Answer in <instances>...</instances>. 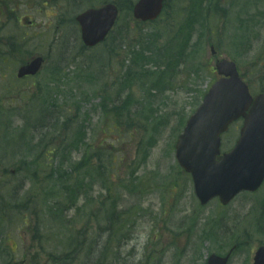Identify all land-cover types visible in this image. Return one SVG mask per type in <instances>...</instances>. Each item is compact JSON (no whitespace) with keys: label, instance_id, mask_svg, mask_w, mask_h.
<instances>
[{"label":"rangeland","instance_id":"obj_1","mask_svg":"<svg viewBox=\"0 0 264 264\" xmlns=\"http://www.w3.org/2000/svg\"><path fill=\"white\" fill-rule=\"evenodd\" d=\"M136 1L0 0V57L5 54L11 63L0 71L9 78L0 80V203L9 202L7 193L15 191L13 201H25L28 209L26 225L19 222L0 236L7 238L9 250L16 246L31 259L36 255L33 261L42 251L65 253L69 238L82 227L85 258L72 256V264H206L209 254L227 253L234 244L239 247L230 264H252L264 245V187L225 210L215 202L201 207L191 177L177 164L174 145L213 80V71H204L199 60L213 68L220 58L235 59L252 92L264 91V0H215V5L167 0L158 22L130 33L159 38L167 46L160 51L163 58L147 68L134 65V56L124 50L105 63L98 59V47L83 50L78 13L118 2L124 23L133 18L128 8ZM181 31L191 39L188 53L179 38L173 40ZM55 38L50 64L67 66H49L32 82L11 76L21 51L12 44H24L29 57L47 53ZM68 47L75 49V58L66 56ZM183 55L193 65L184 68L178 57ZM156 65L165 71L157 72L163 69ZM54 98L71 101L73 127L65 137L73 139L46 158L44 144L39 156L34 122ZM51 118L48 114L43 122ZM50 130L43 132L44 140L59 137L60 125ZM31 170H43V180L35 184ZM75 202L77 207L66 209Z\"/></svg>","mask_w":264,"mask_h":264},{"label":"water","instance_id":"obj_2","mask_svg":"<svg viewBox=\"0 0 264 264\" xmlns=\"http://www.w3.org/2000/svg\"><path fill=\"white\" fill-rule=\"evenodd\" d=\"M162 3L163 0H140L134 8L135 16L145 20L155 18L162 11ZM118 10L115 5L107 4L106 7L80 15L78 20L82 23L85 43L95 45L97 41L104 39L116 21ZM34 66L35 64L22 71L29 72ZM218 68L229 78H221L213 86L203 106L189 120L178 144L180 161L189 171H193L195 178L198 176V192L201 196L207 197L210 194L204 187L203 177L209 170L206 165H209L212 156L218 153L219 135L228 128L227 125L234 117L245 114V109L252 104L247 86L240 81L234 64L223 62ZM255 102L251 113L245 114L243 138L234 153L227 157L229 162L218 169L223 173L216 178L212 188L213 195L219 194L224 201L233 197L242 188L254 189L262 181L261 175L264 174V96H259ZM231 164L238 165L242 171L232 173ZM246 172L250 175L244 177ZM261 252L262 249L258 253L256 264H264ZM228 257L229 255L225 258L212 255L209 258V264H227Z\"/></svg>","mask_w":264,"mask_h":264}]
</instances>
